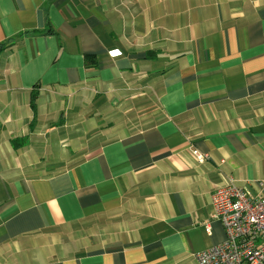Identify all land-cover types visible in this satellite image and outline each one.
I'll return each mask as SVG.
<instances>
[{
    "label": "crops",
    "instance_id": "crops-1",
    "mask_svg": "<svg viewBox=\"0 0 264 264\" xmlns=\"http://www.w3.org/2000/svg\"><path fill=\"white\" fill-rule=\"evenodd\" d=\"M262 179L264 0H0V264H198Z\"/></svg>",
    "mask_w": 264,
    "mask_h": 264
},
{
    "label": "built area",
    "instance_id": "built-area-1",
    "mask_svg": "<svg viewBox=\"0 0 264 264\" xmlns=\"http://www.w3.org/2000/svg\"><path fill=\"white\" fill-rule=\"evenodd\" d=\"M191 153L198 164L209 159L196 148ZM258 184L264 188V179ZM214 206L215 218L223 224L227 239L199 252L198 264H264V196L251 199L232 182L215 193Z\"/></svg>",
    "mask_w": 264,
    "mask_h": 264
},
{
    "label": "trees",
    "instance_id": "trees-1",
    "mask_svg": "<svg viewBox=\"0 0 264 264\" xmlns=\"http://www.w3.org/2000/svg\"><path fill=\"white\" fill-rule=\"evenodd\" d=\"M93 58L94 57H91V56H88L87 59L89 62H92L93 61ZM35 99H36V96L33 97V103H32V107L35 108Z\"/></svg>",
    "mask_w": 264,
    "mask_h": 264
}]
</instances>
